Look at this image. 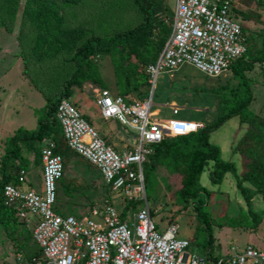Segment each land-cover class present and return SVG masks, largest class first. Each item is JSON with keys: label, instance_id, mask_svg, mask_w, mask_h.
Here are the masks:
<instances>
[{"label": "rangeland", "instance_id": "obj_1", "mask_svg": "<svg viewBox=\"0 0 264 264\" xmlns=\"http://www.w3.org/2000/svg\"><path fill=\"white\" fill-rule=\"evenodd\" d=\"M13 1L8 0L6 3L0 1L2 4L0 5V102L8 98L11 104L10 111L5 113L4 117L2 115L4 112L2 113L0 107V158L4 153L7 137H12L18 129L33 131L38 126V118L46 117L48 105L58 99L75 68V64L71 60L74 48L69 51L62 49L52 57L47 59L43 57L40 62L33 57L32 47L37 32L34 22L22 14L26 8L27 0H21L18 10L11 15L7 12V8L9 5L12 6ZM42 1L45 4V14L43 15L45 25L51 26L55 22L61 31L81 29L84 31L83 39L90 36L107 39L115 34L133 29L141 22V15L134 6V0H81L77 5L69 6H63L61 0ZM174 5L175 0H171V10ZM237 7L240 11L249 12L252 15L251 19H246L242 15H238V17L236 15V17L243 25L253 30V34L248 31L247 36L255 37L254 33H259L262 30L263 25L259 22L264 18V7L253 6L248 10L245 6ZM48 13L52 16L51 22L47 21ZM253 23L254 25H252ZM43 49L52 52V48L47 43ZM91 62L93 70L97 72V77L102 80L104 87L107 86L112 96L119 93L116 82L120 66L130 73L133 72L132 65L137 63L136 59L127 55L126 51L121 53L115 51L112 55L104 58L94 56L91 58ZM143 71L145 72V67ZM247 75L252 84L251 90L254 96L250 108L264 117L263 69L256 67L255 71ZM136 76L139 77V74ZM236 82L237 80L232 78L230 70L216 78L208 77L187 65L172 75L164 73L157 79L152 97V110H159L155 120L161 121L169 117V110L163 106L175 101L176 106L180 108L178 118L198 122L201 120L200 122L203 124L215 121L223 112L220 102L222 103L223 91L225 92L226 88L222 87L227 86L228 83L231 86ZM96 88L99 87L85 83L74 88V95L69 100L74 101L80 110L87 114L91 124L103 136V134L110 133L109 124L101 119L98 108H96L97 95L93 92V89ZM141 91L143 88L139 87L137 91L131 92L126 99L129 102L141 100V96L138 95ZM145 92L147 98L150 93V85L145 88ZM118 127L116 126V128ZM130 131L133 134L127 132L128 139L134 137L137 140L138 134ZM245 132L246 125L241 126L238 123V118L233 117L210 135V142L219 147L221 158L233 162L238 173L242 171V164L238 154L233 150ZM108 137L115 146L120 145L119 140L112 132L108 134ZM46 144V141L41 143V145ZM41 145L40 143L36 144L39 150ZM22 154L29 156L32 160L36 159L33 153L27 155L25 149ZM75 161L73 154H70L62 178L64 184L65 177L71 181L70 195L66 196L65 193L58 191L57 207L67 208L66 211L64 210L67 215L74 211L86 213L94 202H99L109 195L98 171L93 166L90 167L86 161H82L84 164L75 163ZM38 162L34 167H30V175L34 180L39 175L40 162ZM74 169H79L80 173H75ZM30 175H26L27 179L31 178ZM208 175L209 170H206L201 176L200 183L210 190L212 195L207 204L203 203L201 212H212L214 218L212 220L214 223L212 232L215 238L213 239V254L237 253L247 245L264 250V213L261 206L264 195L257 196L253 202L254 210L260 218L257 228L246 230L243 227L234 226L230 223V219H238L242 213L249 217L247 205L235 185V178L227 174L220 185L214 186ZM171 181L164 170L159 169L155 170L147 183L145 182V195L149 207L154 201V209L151 207L155 211L152 212V220L160 231H165L171 226L177 227L176 238L189 242L186 252L204 258L207 254L204 251L206 245L203 244L205 240L202 238L203 230L199 229L201 225L197 212L192 208L193 203L190 204L191 206L184 207V204L176 199L175 193L178 186L172 185ZM114 201L117 211L120 212L125 201L121 197L114 198ZM135 207L139 208V205L136 204ZM3 226L0 227V264L16 263L13 261L15 252L18 250L15 245L16 239L20 243L24 241L21 255L25 261L30 260L31 256L38 251V246L33 241L30 231L26 229L25 225L23 231V226L20 224L16 228L9 226L7 229H3ZM27 231L31 235L30 238L24 239L17 236L19 232L27 234Z\"/></svg>", "mask_w": 264, "mask_h": 264}, {"label": "built area", "instance_id": "obj_2", "mask_svg": "<svg viewBox=\"0 0 264 264\" xmlns=\"http://www.w3.org/2000/svg\"><path fill=\"white\" fill-rule=\"evenodd\" d=\"M236 1L175 0L171 32L156 60L145 67L150 85L146 99L129 102L106 89L96 90L101 116L138 134L127 150L117 152L109 146L71 100L58 103L55 116L68 148L98 170L111 192L126 202H138L139 208L123 219L106 200L81 216L60 215L56 210L57 188L64 175V161L55 153V143L46 141L40 154L41 192L23 191L11 184L3 187L5 204L16 210L20 220L33 223V241L46 264L224 263L225 255L214 262L187 253L189 242L176 238L177 227L158 229L147 204L142 168L153 145L165 137L187 135L203 127L177 118L180 109L175 106L162 123L153 120L152 97L159 76L172 75L187 65L216 78L245 55L246 37L234 12ZM19 181L27 182L23 171ZM261 206L264 213V198ZM227 259L230 264H264V250L247 245L237 253L229 252Z\"/></svg>", "mask_w": 264, "mask_h": 264}, {"label": "trees", "instance_id": "obj_3", "mask_svg": "<svg viewBox=\"0 0 264 264\" xmlns=\"http://www.w3.org/2000/svg\"><path fill=\"white\" fill-rule=\"evenodd\" d=\"M0 1L1 3L8 2V0ZM20 1L14 0L12 6H8L7 12L11 15L15 14L14 12L18 10ZM80 1L61 0V4L63 6L77 5ZM1 3L0 5H2ZM170 3L169 0L168 4L167 0H134V6L141 15V22L138 26L107 39L93 36L83 39L84 31L81 29L61 31L55 22L51 26L45 25L43 23V15L45 14L43 1L27 0L26 8L22 14L25 18L34 22L37 32L32 47L33 57L40 62L43 57H46L45 59L52 57V55L58 54L62 49L69 51L74 48L75 51L71 60L75 64V68L58 99L48 105L46 117L38 118V126L30 132L18 129L5 142V150L0 161V227L4 225L3 229H7L9 226L16 228L20 224L23 226V231L25 229L24 225L26 222L18 218L17 212L12 206L5 204L3 196V187L11 182L17 183L19 170L27 167V158L22 154L23 149L26 150L27 154L33 153L35 155L36 159L32 163L33 167L39 161L40 154L39 147L36 144L42 141L52 140L55 143L54 151L63 157L64 169L69 161L70 154L76 155L66 144L61 125L55 116V111L62 99L71 98L74 95V88L80 87L85 83L107 89V86L104 87L102 80L97 77L96 70H93L92 57L102 56L104 58L112 55L115 51L117 53L118 51L120 53L126 51L127 55L134 57L137 63L134 66L132 65L133 72L129 73L128 70H123L122 66H120V70L117 69L119 75L116 82L119 88L118 95L127 98L131 92L137 91L141 87L143 91L139 92L138 95L141 96V100L146 98L145 88H148L149 84L148 75L143 69L156 60L171 32L174 8L171 10ZM237 6H245L247 10L253 6L264 7V0L236 1L234 12L237 17L242 15L246 19H251L252 15L249 12L244 13ZM47 21H52V16L49 13ZM259 23L263 25L262 30L261 32L257 31L259 33H254L255 37L252 35L247 36L248 31L253 34V30L241 23L242 33L246 37L247 51L244 56L229 68L232 78L237 80V82L231 86L228 83L227 86L222 87L223 89L226 88L225 92L223 91V100L221 98L222 103L220 102L223 106V112L215 121L204 123L203 127L194 133L177 137L168 136L159 144L153 145L152 153L147 156L142 168L144 187L145 182L147 183L150 180L155 170H164L166 176L172 180V185L178 186L175 193L176 199L184 204V207L193 203L192 208L197 212L201 225L199 229L203 230L202 238L205 240L203 244L207 248L206 255L214 262L225 255L226 259L223 264H230L227 259L228 254H213L212 225L214 223L212 220L214 218L212 217V212H201L203 203L207 204L212 193L202 186L200 179L206 170H209L208 176L214 186L220 185L227 174L233 176L236 180L237 190L247 205L249 217L242 213L238 219H230V223L246 230L257 228L260 218L254 210L253 202L257 196L264 195V117L250 108L254 96L251 90L252 84L247 74L259 67L263 69L264 75V18ZM69 39L71 40L69 41ZM46 43L52 48V52H47L43 49ZM138 74L139 77L136 76ZM233 117L238 118L241 126L246 125V132L233 150L241 160V173L237 172L236 165L233 162L223 160L219 147L210 142V135ZM85 118L87 119V116ZM117 126L119 127L116 128V132L121 133L125 140V137H127L126 133L131 131L118 122ZM102 138L107 144L111 145L106 136H102ZM83 160L87 161L86 159ZM57 189L69 196L72 187L64 184L61 180ZM58 200L57 194V202ZM136 204L139 205L136 201L127 202L121 213L122 218L126 214V209L133 208L132 210H136ZM151 207L154 209V201L149 209L151 213L155 212ZM32 229L33 227L31 231L29 230L31 235ZM30 233L28 231L27 234L19 232L17 236L26 239V237L30 238ZM16 241L15 245L18 250L15 252V264L19 261L24 244V241L22 243L17 239ZM21 262L23 264H46L40 249L28 261H25V258L23 259L22 257Z\"/></svg>", "mask_w": 264, "mask_h": 264}, {"label": "crops", "instance_id": "obj_4", "mask_svg": "<svg viewBox=\"0 0 264 264\" xmlns=\"http://www.w3.org/2000/svg\"><path fill=\"white\" fill-rule=\"evenodd\" d=\"M252 25H254V23L252 24ZM255 70H256V68H255ZM254 70V71H255ZM99 87V86H98ZM98 89H102V88H96V89H93L94 91L93 92H95V95H96V90H98ZM107 90V89H106ZM110 92V91H109ZM96 100H97V98H96ZM72 102H74V101H72ZM75 103V102H74ZM76 104V103H75ZM172 104V105H171ZM11 104H10V102H9V99L8 98H5L4 100H3V102H0V107H1V111H2V115H3V117H4V115H5V113H7L8 111H10V106ZM77 105V104H76ZM78 106V105H77ZM171 106H175V107H177L176 106V102L175 101H171L170 103H169V105H164L163 107L164 108H166V109H168L169 110V115L171 116ZM78 108H79V106H78ZM96 108H98V111H99V107L97 106V102H96ZM153 112H155V116H153V120L154 121H157V120H155V118L158 116V113H159V110H157V109H154V110H152ZM85 113V112H84ZM99 114H100V111H99ZM84 116L86 117L87 116V114L85 113L84 114ZM169 116V117H170ZM100 117H101V119L102 120H104V122H107L108 124H109V127H108V125H107V127H108V130H109V132L111 133H113L114 135H115V137L119 140V143H120V145H118V146H115L112 142H111V140L109 139V137H108V134H110V133H108V134H103V137L104 136H106L107 137V139H108V141H110V143H111V145L110 144H108L109 146H111L114 150H116L117 152H122V151H125V150H127L128 149V145H130V146H132L133 144H134V142L136 141L135 140V138L134 137H132L131 139H128V137H125V140H124V138H123V136H122V134L121 133H117L116 132V126H117V122L116 121H114V120H105L102 116H101V114H100ZM169 117H167V118H169ZM167 118H165V119H167ZM87 119H89V118H87ZM164 121V119L163 120H161V121H157V122H163ZM201 121V120H200ZM199 121V122H200ZM202 124H203V122H201ZM238 123H239V121H238ZM100 130V129H99ZM99 133H100V131H99ZM100 135H101V137H102V134L100 133ZM8 139V137L5 139V140H7ZM104 139V138H103ZM1 141V140H0ZM6 142V141H5ZM43 142V141H42ZM41 142V143H42ZM41 143H40V145H41ZM107 143V142H106ZM41 148H42V145L40 146V154H41ZM4 149H5V146H4ZM4 151V150H3ZM28 155V154H27ZM2 156H3V154H2ZM2 156H1V158H2ZM23 156H25L26 158H27V161H26V163H27V167H25V168H21L20 170H19V172H18V180L16 181L17 183H9V184H11V185H13V186H15V187H17L18 189H20V190H23V191H26V190H34V191H36V192H38V193H40L41 192V178H42V167H41V156H40V159H39V162H40V166H39V175H38V177H37V179L36 180H34V178L32 177V175H30V167H33V165H32V163H33V161L34 160H32V158H29V156H26V155H23ZM73 157L75 158V163L76 162H80V163H82V164H84L82 161H85V160H83L81 157H79V156H77V155H74L73 154ZM1 158H0V161H1ZM78 160V161H77ZM74 161V160H73ZM87 162V161H86ZM28 163H29V166H28ZM74 163V162H73ZM89 165H90V167H92V165L89 163V162H87ZM76 168V167H75ZM95 168V167H94ZM96 169V168H95ZM97 170V169H96ZM21 171H23L24 172V175L26 176V175H30L31 176V178L30 179H27V177H26V179H27V182H20L19 181V176H20V172ZM74 171H75V173H80V170L79 169H74ZM98 171V170H97ZM98 175L100 176V174H99V172H98ZM41 176V178H39ZM63 177H64V175H63ZM0 178H1V175H0ZM100 178H101V176H100ZM62 181L64 182V180L62 179ZM71 183V181H69V179H67L66 177H65V184L66 185H69V186H71L72 184H70ZM8 185V184H7ZM59 185V184H58ZM105 187L107 188V190H108V192H109V195H106L107 197H105V198H102L99 202H94L92 205H91V207L89 208V210L92 208V206H94V205H96V204H101L103 201H108V202H110L111 204H113V206L115 207L116 205H115V201H114V198H119V197H121L124 201H125V203H124V205L126 204V200L120 195V194H117V193H112L110 190H109V188L107 187V185H105ZM4 196V195H3ZM5 199V198H4ZM57 204H58V202H57ZM57 204H56V210H57V212L60 214V215H67V214H65V212H64V210L66 211L67 210V208H63V207H60V208H58L57 207ZM124 205H123V208H124ZM116 208V207H115ZM133 209V208H132ZM131 208L130 209H126V214H125V216L123 217V219H128V218H130L131 216V214L133 213V212H135V211H137V209L136 210H132ZM89 210L86 212V213H83V212H72V214H74L73 216H81V215H84V214H87L88 212H89ZM117 210V209H116ZM122 211H123V209L120 211V213H122ZM72 214H69V215H72ZM7 216V215H6ZM26 229L27 230H30L31 231V228L33 227V223H31V222H27L26 224ZM28 225V226H27ZM212 234H213V232H212ZM213 239H215L214 238V236H213ZM206 249L207 248H204V251L206 252ZM13 250V249H12ZM38 251H39V247H38ZM229 252H227V254H228ZM15 257V256H14ZM17 257V256H16ZM205 257H207V255H205ZM22 260V257H21V255H20V259H19V261H21ZM13 261H16V260H14L13 259ZM18 261V262H19ZM18 264V263H17Z\"/></svg>", "mask_w": 264, "mask_h": 264}, {"label": "clouds", "instance_id": "obj_5", "mask_svg": "<svg viewBox=\"0 0 264 264\" xmlns=\"http://www.w3.org/2000/svg\"><path fill=\"white\" fill-rule=\"evenodd\" d=\"M180 109V108H179ZM179 113H180V111H179ZM179 115V114H178ZM177 118H178V116H177ZM192 121V120H191ZM194 122H197V123H201V122H198V121H194ZM202 124V123H201ZM202 125H204V124H202ZM191 134V133H190ZM188 135V134H187ZM183 136H185V135H183ZM113 193V192H112ZM127 203V202H126Z\"/></svg>", "mask_w": 264, "mask_h": 264}, {"label": "bare ground", "instance_id": "obj_6", "mask_svg": "<svg viewBox=\"0 0 264 264\" xmlns=\"http://www.w3.org/2000/svg\"><path fill=\"white\" fill-rule=\"evenodd\" d=\"M152 113H153L152 116H155L156 115L155 112L152 111Z\"/></svg>", "mask_w": 264, "mask_h": 264}]
</instances>
